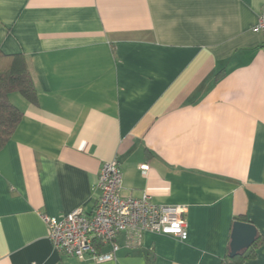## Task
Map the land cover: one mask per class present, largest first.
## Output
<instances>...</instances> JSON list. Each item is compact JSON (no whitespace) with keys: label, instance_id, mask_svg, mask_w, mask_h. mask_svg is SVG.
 Returning a JSON list of instances; mask_svg holds the SVG:
<instances>
[{"label":"crops","instance_id":"0c3cea01","mask_svg":"<svg viewBox=\"0 0 264 264\" xmlns=\"http://www.w3.org/2000/svg\"><path fill=\"white\" fill-rule=\"evenodd\" d=\"M261 16L264 0H0V50L37 89L9 96L0 264H222L241 216L264 238ZM113 160L123 197L186 208V241L123 233L104 263L54 249L43 216L91 213Z\"/></svg>","mask_w":264,"mask_h":264},{"label":"built area","instance_id":"2783aa9c","mask_svg":"<svg viewBox=\"0 0 264 264\" xmlns=\"http://www.w3.org/2000/svg\"><path fill=\"white\" fill-rule=\"evenodd\" d=\"M254 31L264 37V16ZM139 169L146 176L151 171L148 164ZM122 180L118 161L106 162L99 175L101 194L91 213L79 207L63 217L43 216L56 251L75 259L104 263L116 259L118 237L123 233L129 235L132 245L145 232L187 240L186 208L156 204L148 194L123 197Z\"/></svg>","mask_w":264,"mask_h":264},{"label":"trees","instance_id":"16d2710c","mask_svg":"<svg viewBox=\"0 0 264 264\" xmlns=\"http://www.w3.org/2000/svg\"><path fill=\"white\" fill-rule=\"evenodd\" d=\"M12 93H19L33 103L37 101V89L25 55H5L0 50V150L10 141L23 116L9 100ZM236 220L250 223L245 216ZM263 246L264 238L257 233L252 247L234 258L230 257L229 247L222 264H244L255 258L258 250Z\"/></svg>","mask_w":264,"mask_h":264},{"label":"water","instance_id":"95a60500","mask_svg":"<svg viewBox=\"0 0 264 264\" xmlns=\"http://www.w3.org/2000/svg\"><path fill=\"white\" fill-rule=\"evenodd\" d=\"M257 233L253 224L236 222L232 232L230 257L234 258L250 249L257 238Z\"/></svg>","mask_w":264,"mask_h":264}]
</instances>
